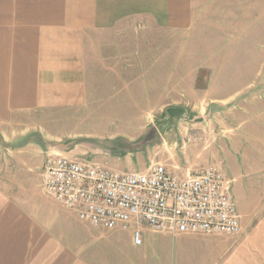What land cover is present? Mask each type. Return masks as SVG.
<instances>
[{
    "label": "crops",
    "instance_id": "0c3cea01",
    "mask_svg": "<svg viewBox=\"0 0 264 264\" xmlns=\"http://www.w3.org/2000/svg\"><path fill=\"white\" fill-rule=\"evenodd\" d=\"M263 37L264 0H0V132L53 133L55 117L81 114L86 123L68 119L78 136L134 140L143 116L187 117L181 144L174 127L156 126L163 140L150 160L180 173L221 160L242 225L237 235L144 225L138 245L132 230L93 226L49 197L38 183L46 158L39 168L28 151H3L0 264H264ZM245 42L261 55L249 74ZM118 120L142 130L115 129ZM202 138L212 147H195ZM79 154L109 166L133 157Z\"/></svg>",
    "mask_w": 264,
    "mask_h": 264
},
{
    "label": "built area",
    "instance_id": "2783aa9c",
    "mask_svg": "<svg viewBox=\"0 0 264 264\" xmlns=\"http://www.w3.org/2000/svg\"><path fill=\"white\" fill-rule=\"evenodd\" d=\"M43 176L45 192L80 220L132 230L138 245L143 243L144 225L173 235H237L242 231L233 179L222 163L187 167L180 173L156 161L142 170L123 171L49 153Z\"/></svg>",
    "mask_w": 264,
    "mask_h": 264
},
{
    "label": "rangeland",
    "instance_id": "374dc122",
    "mask_svg": "<svg viewBox=\"0 0 264 264\" xmlns=\"http://www.w3.org/2000/svg\"><path fill=\"white\" fill-rule=\"evenodd\" d=\"M262 44V47L264 46V37L262 39V42H260V45ZM259 52H263L264 54V48H258ZM257 49H255L252 45H250V43L245 42V43H241V72H244L246 74H249L250 72L247 71H255L258 67V63L253 64V63H248L250 61H252V59H261V55L260 53L257 55ZM245 69L246 71L242 70ZM130 112L126 113L125 115L128 116H134L137 113L132 112V110H128ZM93 114V113H91ZM161 114V113H160ZM86 116H88V114H85ZM165 115H167L168 117L164 119V121H159L158 119L163 118L161 115H158V113H155V118L151 119L149 122L146 121L145 116H143V120H140L137 122L138 123H143L144 127V132L146 127L149 125L150 122H152L155 126H160L161 130H168L169 126L170 127H174L173 131L169 132L172 133L170 140H178L179 138V144H181L180 139L184 138V130L181 126V124H184V126L189 127L190 126V120L187 119V117H185L186 120H180V123H178L179 119L177 116H175L173 113H170L169 111L165 112ZM178 118V119H175ZM183 117V116H182ZM62 118H65L62 116ZM61 117H55L54 121H50L51 124H54L53 126V133H50L48 131H46V128L44 126L41 125V121H45V117L44 114H39L38 116V124L41 125V128H43L41 131L39 128H37L36 130H29L26 134H21L18 136V132L16 128H5L3 129V131L1 130L0 132V137H7L5 138V146L6 149H0V154H2L3 151L7 152H13V151H28L33 155V159H31L32 161L34 160V162H38L39 163V168L41 160L44 162V159L46 158V156L49 153H55V154H62V155H67L73 159L80 157V159H87V160H92V157L87 156L86 154H79L76 155V151L77 150H83L85 151V153H90V151L84 147H78V146H74L73 148L69 149L68 151L66 150L67 148L63 147V144H67L69 142H71L74 139H78V138H84L87 137L85 135L82 136H78V132H80L81 130L77 127H75L74 125H71L70 120L73 119V122H80L79 120L83 121V122H87V119H84L85 117H82L81 114H74L73 118H67L65 120H63V122H61L62 119ZM184 118V117H183ZM70 119V120H68ZM60 121V122H59ZM163 122H167L168 127H163L164 125ZM184 122V123H183ZM191 122H193V120H191ZM115 129L118 128V130L121 131H128V132H133V133H137L139 130H142L140 128H136L137 126L133 123L131 124L130 122H128V125H123L121 121L118 120V122L116 123ZM22 131H27V128L25 127H21ZM4 133V134H2ZM54 134V135H52ZM143 133H141L142 135ZM31 136L33 143H26L25 140H27L28 136ZM136 135V134H134ZM139 135V137L141 136ZM23 136V137H22ZM118 136H126L127 135H118ZM137 137V139L139 138ZM130 138V137H128ZM1 139V138H0ZM132 139V138H131ZM136 139V137H135ZM134 139V140H135ZM209 138H202V140H196L198 145H196L195 143V147L200 146L203 148L208 147H212V145L208 144V140ZM0 142L2 143V141L0 140ZM52 142H54L56 144L55 148H48L47 145L51 144ZM26 143V144H25ZM37 143V144H36ZM34 144V145H33ZM157 143L153 144L154 146L149 145L146 149V153H140L137 154L135 156H133L131 159H129V162L123 161L119 164V162L117 164H114L113 166H116L114 168L120 169V170H142L145 169L149 166V164H151L153 161L150 160L149 158V152L154 155V153H156V151L159 149V146H156ZM159 145V144H158ZM27 147H34V151L29 150ZM1 148V146H0ZM81 148V149H79ZM149 148V151H148ZM2 150V151H1ZM75 150V151H73ZM148 151V152H147ZM95 155V154H93ZM98 155V154H97ZM112 156V155H111ZM113 156H119V155H113ZM120 157V156H119ZM125 157V156H124ZM8 156H4V160L5 163H7L8 161ZM221 160L218 161H214V163H219L221 164L222 162H220ZM2 161L0 160V173H3V175L1 176L2 179H6L5 177V170H2ZM98 162V161H96ZM4 163V162H3ZM5 163H4V167H5ZM100 163V162H99ZM103 164V163H102ZM223 164V163H222ZM106 165V164H105ZM11 166V164H10ZM24 166V165H23ZM109 166V165H108ZM111 166V167H113ZM6 168V167H5ZM12 168V167H11ZM4 169V168H3ZM8 169V172H10V168L9 166L6 168ZM38 183L41 184L42 189L45 191L44 189V180H42V177L44 178V176H42V172H38ZM46 193V192H45ZM47 194V193H46ZM48 195V194H47ZM50 197V195H48ZM52 198V197H51ZM53 199V198H52ZM242 226V225H241Z\"/></svg>",
    "mask_w": 264,
    "mask_h": 264
},
{
    "label": "water",
    "instance_id": "95a60500",
    "mask_svg": "<svg viewBox=\"0 0 264 264\" xmlns=\"http://www.w3.org/2000/svg\"><path fill=\"white\" fill-rule=\"evenodd\" d=\"M162 140L163 138L158 128L150 122L146 127L144 134L135 140L126 136H117L113 139L84 137L63 144V147L67 148V151L74 146H80L88 149L92 154L135 156L140 153H145L149 145L162 142ZM47 147L55 148L56 144L52 142L50 145L48 144Z\"/></svg>",
    "mask_w": 264,
    "mask_h": 264
}]
</instances>
